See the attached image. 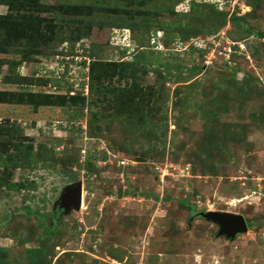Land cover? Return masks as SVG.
Here are the masks:
<instances>
[{"label": "rangeland", "instance_id": "374dc122", "mask_svg": "<svg viewBox=\"0 0 264 264\" xmlns=\"http://www.w3.org/2000/svg\"><path fill=\"white\" fill-rule=\"evenodd\" d=\"M0 92V264H264V0H0Z\"/></svg>", "mask_w": 264, "mask_h": 264}, {"label": "water", "instance_id": "95a60500", "mask_svg": "<svg viewBox=\"0 0 264 264\" xmlns=\"http://www.w3.org/2000/svg\"><path fill=\"white\" fill-rule=\"evenodd\" d=\"M82 200V186L78 182L64 189L59 201V210L69 211L71 208L79 210ZM199 216L213 222L219 228V235L228 239H234L237 235L243 234L248 230V222L241 215L221 212H201Z\"/></svg>", "mask_w": 264, "mask_h": 264}, {"label": "trees", "instance_id": "16d2710c", "mask_svg": "<svg viewBox=\"0 0 264 264\" xmlns=\"http://www.w3.org/2000/svg\"><path fill=\"white\" fill-rule=\"evenodd\" d=\"M3 4H5V5H7V6H10V4H11V2L9 1V2H4ZM192 7H191V9L192 8H194L193 6H194V4H195V2L193 1L192 2ZM61 9V8H60ZM65 12V13H76V11H74L73 9H63L62 10V12ZM225 20V19H224ZM232 22H234L235 23V25H237V26H239V27H241V26H243L244 25V23H243V21L241 20V19H238V18H234L233 20H232ZM246 31L248 32V33H251L250 32V29H246ZM138 58H143V54H140L139 56H138ZM91 89H92V86H91ZM0 95H4V93L3 94H1V92H0ZM70 99V101L71 102H75L74 100H75V98L74 97H71V98H69ZM11 188H13V189H16L17 188V186H15V185H13V186H11ZM36 251H39V250H36ZM35 250H28L27 251V254L29 255V257H30V255L33 253V252H36ZM37 255H39V253L37 254ZM40 256V255H39ZM31 258H32V256H31Z\"/></svg>", "mask_w": 264, "mask_h": 264}, {"label": "flooded vegetation", "instance_id": "af4514ba", "mask_svg": "<svg viewBox=\"0 0 264 264\" xmlns=\"http://www.w3.org/2000/svg\"><path fill=\"white\" fill-rule=\"evenodd\" d=\"M62 211V210H61Z\"/></svg>", "mask_w": 264, "mask_h": 264}]
</instances>
